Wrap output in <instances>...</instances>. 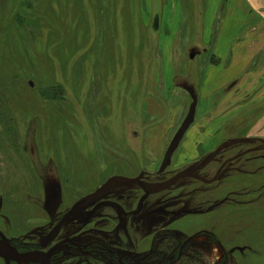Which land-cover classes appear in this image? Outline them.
<instances>
[{
  "label": "rangeland",
  "instance_id": "obj_1",
  "mask_svg": "<svg viewBox=\"0 0 264 264\" xmlns=\"http://www.w3.org/2000/svg\"><path fill=\"white\" fill-rule=\"evenodd\" d=\"M203 1L0 0V231L21 251L58 227L125 254L105 264H264V129L201 101Z\"/></svg>",
  "mask_w": 264,
  "mask_h": 264
},
{
  "label": "crops",
  "instance_id": "obj_2",
  "mask_svg": "<svg viewBox=\"0 0 264 264\" xmlns=\"http://www.w3.org/2000/svg\"><path fill=\"white\" fill-rule=\"evenodd\" d=\"M203 5L193 11L194 36L212 39L204 51L210 61L201 101L215 115L241 109L256 118L250 129H264V0H204Z\"/></svg>",
  "mask_w": 264,
  "mask_h": 264
},
{
  "label": "flooded vegetation",
  "instance_id": "obj_3",
  "mask_svg": "<svg viewBox=\"0 0 264 264\" xmlns=\"http://www.w3.org/2000/svg\"><path fill=\"white\" fill-rule=\"evenodd\" d=\"M138 182L141 183L140 178H139ZM84 224H87V223H81L82 227H80L79 229H83ZM77 231L78 230H74L73 234L67 235L65 238L56 241L55 239H57L59 232H60V229H58V227H56L55 230H53L52 233L50 234V237L48 238V240L42 244V247L40 246V247H33V248H28V249L25 248V249H27L26 251L40 250V251L47 252L51 248L56 247V249L52 252V255L50 258L51 264H57L60 261L68 259V257H64V255H60V250H63V249H68L69 251H73V252L76 251L79 254H84V256L87 259L94 260L97 263L105 264L107 262V260H106L107 256L106 255H109V254L113 258H115L119 261L125 260L124 259L125 254L120 253L123 251L117 249V247H116V249L119 250L120 252H118L114 249L113 251H115V252L113 253L111 248H109L104 243V241L94 239L92 234L88 233V231L86 233H84L82 230L79 232V234L77 233ZM11 244L16 246V248L19 251H21L22 248H19V246H17L15 243L11 242ZM99 248H102L103 251L99 250ZM21 252H25V251H21ZM69 255H72V254H69ZM72 258L73 257H70V259H72ZM5 263L7 264L6 261H5ZM29 263L39 264L36 262H29ZM10 264H23V263H17V262L13 261Z\"/></svg>",
  "mask_w": 264,
  "mask_h": 264
},
{
  "label": "water",
  "instance_id": "obj_4",
  "mask_svg": "<svg viewBox=\"0 0 264 264\" xmlns=\"http://www.w3.org/2000/svg\"><path fill=\"white\" fill-rule=\"evenodd\" d=\"M194 56L195 55L193 53L192 57ZM196 106H197V102L195 100L189 109V113L187 117L183 121L182 125L180 126L179 130L177 131L176 135L171 141L169 147L167 148L161 165L162 171L167 167L173 153L179 146L182 138L184 137L185 133L187 132L191 124L194 122ZM55 249L56 247H53L47 252L40 250L20 252L18 251L17 248H15L11 244L9 239L0 231V257L3 258L7 262V264H10L13 261L17 263L36 262L39 264H51L50 258L52 252Z\"/></svg>",
  "mask_w": 264,
  "mask_h": 264
}]
</instances>
